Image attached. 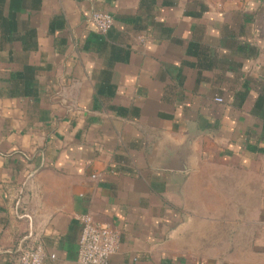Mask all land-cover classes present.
Masks as SVG:
<instances>
[{"label": "crops", "instance_id": "crops-1", "mask_svg": "<svg viewBox=\"0 0 264 264\" xmlns=\"http://www.w3.org/2000/svg\"><path fill=\"white\" fill-rule=\"evenodd\" d=\"M82 215L108 264H264V0H0V264Z\"/></svg>", "mask_w": 264, "mask_h": 264}, {"label": "built area", "instance_id": "built-area-1", "mask_svg": "<svg viewBox=\"0 0 264 264\" xmlns=\"http://www.w3.org/2000/svg\"><path fill=\"white\" fill-rule=\"evenodd\" d=\"M90 22L98 33L104 35L113 26L111 15L93 12ZM221 103L222 99L216 98ZM81 232L78 239V264H108L119 251L120 238L116 230L107 224L96 223L90 215L78 217ZM55 260V255L47 254L38 242L25 243L19 250L18 264H44Z\"/></svg>", "mask_w": 264, "mask_h": 264}, {"label": "water", "instance_id": "water-1", "mask_svg": "<svg viewBox=\"0 0 264 264\" xmlns=\"http://www.w3.org/2000/svg\"><path fill=\"white\" fill-rule=\"evenodd\" d=\"M192 138L187 137L182 145L180 146V151L178 153L179 160L174 161L178 165V170L181 172L187 171L190 164Z\"/></svg>", "mask_w": 264, "mask_h": 264}]
</instances>
